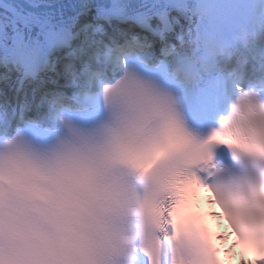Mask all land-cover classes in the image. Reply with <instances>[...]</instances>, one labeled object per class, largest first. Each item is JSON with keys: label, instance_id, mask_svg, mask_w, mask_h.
I'll return each instance as SVG.
<instances>
[{"label": "snow or ice", "instance_id": "snow-or-ice-1", "mask_svg": "<svg viewBox=\"0 0 264 264\" xmlns=\"http://www.w3.org/2000/svg\"><path fill=\"white\" fill-rule=\"evenodd\" d=\"M81 188L84 244L0 264H264V0H0V232Z\"/></svg>", "mask_w": 264, "mask_h": 264}, {"label": "clouds", "instance_id": "clouds-1", "mask_svg": "<svg viewBox=\"0 0 264 264\" xmlns=\"http://www.w3.org/2000/svg\"><path fill=\"white\" fill-rule=\"evenodd\" d=\"M74 195L78 202L76 211L80 222L63 227L53 222L36 233L5 229L0 232V253L28 260L37 256L51 258L75 252L85 243L87 237L85 223L88 217L89 194L86 189L81 188ZM4 211L10 209L5 208Z\"/></svg>", "mask_w": 264, "mask_h": 264}]
</instances>
